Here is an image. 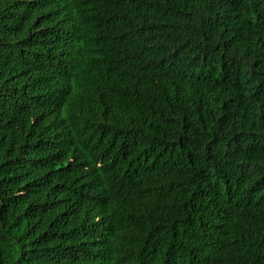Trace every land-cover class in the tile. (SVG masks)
I'll list each match as a JSON object with an SVG mask.
<instances>
[{
  "label": "trees",
  "instance_id": "trees-1",
  "mask_svg": "<svg viewBox=\"0 0 264 264\" xmlns=\"http://www.w3.org/2000/svg\"><path fill=\"white\" fill-rule=\"evenodd\" d=\"M0 264H264V0H0Z\"/></svg>",
  "mask_w": 264,
  "mask_h": 264
}]
</instances>
